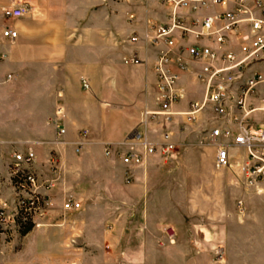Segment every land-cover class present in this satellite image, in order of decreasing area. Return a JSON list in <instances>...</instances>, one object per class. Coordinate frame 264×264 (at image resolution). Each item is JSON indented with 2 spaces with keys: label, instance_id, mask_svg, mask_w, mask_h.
<instances>
[{
  "label": "crops",
  "instance_id": "0c3cea01",
  "mask_svg": "<svg viewBox=\"0 0 264 264\" xmlns=\"http://www.w3.org/2000/svg\"><path fill=\"white\" fill-rule=\"evenodd\" d=\"M20 4L29 8L25 16L2 15L4 8ZM165 17L157 0H0V54H5L0 59V200L12 201L8 163L14 152L31 148L32 167L41 174L51 155L60 154L63 171L51 192L52 225L41 238L49 245L45 260L60 257V245L71 238L89 245L101 264H188L223 252L230 228L243 225L256 196L232 168L216 166V150L206 139L215 122L209 116L192 123L178 115L167 124L177 142L175 159L156 153L128 168L115 154L104 153L105 143L120 141L136 126L144 106L156 108L149 105L156 49L129 38ZM5 26L17 31L14 40L2 36ZM132 56L135 63H126ZM181 84L187 96L176 110L187 109L189 99L201 97L203 90L188 74ZM58 108L68 142L59 146L50 122ZM81 130H87V143L75 152ZM159 131L156 124L148 129L152 138ZM229 152L232 161L244 158L240 149ZM68 196L81 208L62 217Z\"/></svg>",
  "mask_w": 264,
  "mask_h": 264
},
{
  "label": "built area",
  "instance_id": "2783aa9c",
  "mask_svg": "<svg viewBox=\"0 0 264 264\" xmlns=\"http://www.w3.org/2000/svg\"><path fill=\"white\" fill-rule=\"evenodd\" d=\"M157 1L166 8L165 22H149L142 34L156 49L153 65L156 108L144 110L138 126L121 142L104 144V153L115 154L128 168L156 153L164 159H175L177 142L167 123L178 115L192 123L207 115L215 121L206 139L216 150V166L237 172L241 184L250 188L260 201L264 220V0ZM206 9L210 12L203 13ZM28 10L25 4L13 5L4 8L2 15L20 18ZM2 36L14 40L17 31L5 26ZM138 38L134 34L129 40L135 42ZM4 57L1 53L0 59ZM135 61V56L125 60ZM186 74L202 85V95L189 100L187 109L176 110L175 105L187 94L181 84ZM82 85L88 88L85 80ZM50 122L55 129L53 143L57 146L68 143L64 140L66 130L60 108ZM151 124L160 130L154 139L148 134ZM86 136L87 130L79 132L73 142L76 151L87 143ZM230 149L242 150L243 160L232 161ZM35 159V152L27 148L14 152L8 163L15 198L13 206L0 200V242L8 226L39 227L51 214V192L61 177L60 154L51 155L45 174L32 167ZM131 177L127 172L125 181L130 182ZM80 208L81 202L70 197L62 202L61 214Z\"/></svg>",
  "mask_w": 264,
  "mask_h": 264
},
{
  "label": "rangeland",
  "instance_id": "374dc122",
  "mask_svg": "<svg viewBox=\"0 0 264 264\" xmlns=\"http://www.w3.org/2000/svg\"><path fill=\"white\" fill-rule=\"evenodd\" d=\"M117 2H125V1H117ZM138 36L139 38L137 41L142 40L145 44L152 46L150 43H148V41H146L142 37V35H138ZM129 63H135V62H129ZM149 94H151L152 96L151 99H149L150 100L149 105L153 106V104L156 103L154 86L151 87V91L149 92ZM146 109H150V108L144 106L143 111ZM173 120L171 121L172 123ZM140 121L141 118L135 127L138 126ZM171 122L167 124H170ZM134 128H132V130ZM132 130H130L127 134H129ZM149 136L151 138L150 134ZM124 137L118 142H121L124 139ZM84 146L79 151H76L74 146V151L80 152L82 151ZM59 166H61V176H62L63 164L61 163V159L59 162ZM47 172H48V166L46 168V173ZM11 198L12 201L9 203V205L13 206L14 198H15L13 194L11 195ZM68 198H70V196H68L66 199ZM63 215L64 214H62V217H64ZM52 216L53 215L51 213L47 217V219L44 220V224L42 226L31 228L26 233L21 232V228H22L21 226L20 227L8 226L4 230V233L1 235L3 237V242H0V246H1L0 264H32L31 261L33 259H35V261L33 260L32 262L35 264H54V263L55 264H101L100 259L96 257L97 255L89 252L90 251L88 250L90 247L89 245L81 244L77 241L70 240L71 238L66 239L67 241L60 245L61 247L60 257L57 256L51 258L47 255L48 259L45 260L46 255L44 254L45 251H48L47 249L49 245L47 244L45 245L42 242L41 238H42V234H44L43 230L45 229V227L52 225L49 224V219L52 218ZM68 219L70 220L73 218H68ZM69 220H67V222H71ZM241 220H242L241 224H243L241 227H237L236 229L230 228L229 238L227 243L223 247L224 248L223 252L217 255L213 253L211 258L205 257L201 259H196L188 264H264V221L261 220L260 201L258 200L257 197H252V201L248 203L247 209L245 210V216H242ZM247 223H253L257 225L260 224L262 226L252 229L250 227L244 226ZM73 234L76 233L73 232ZM55 246L56 245L54 244L52 247L54 248ZM84 246L86 247V250L82 248ZM166 250H168V248ZM170 251L171 250L169 248L168 252ZM151 254L153 255L154 253ZM82 256L85 258L82 259ZM157 260L159 261L160 259ZM184 264L186 263L184 262Z\"/></svg>",
  "mask_w": 264,
  "mask_h": 264
},
{
  "label": "trees",
  "instance_id": "16d2710c",
  "mask_svg": "<svg viewBox=\"0 0 264 264\" xmlns=\"http://www.w3.org/2000/svg\"><path fill=\"white\" fill-rule=\"evenodd\" d=\"M31 229V226L30 225H25L21 228V232L22 233H26L28 232L29 230Z\"/></svg>",
  "mask_w": 264,
  "mask_h": 264
}]
</instances>
